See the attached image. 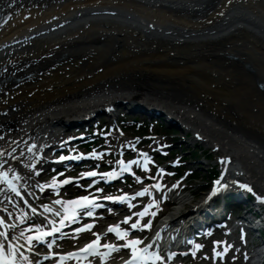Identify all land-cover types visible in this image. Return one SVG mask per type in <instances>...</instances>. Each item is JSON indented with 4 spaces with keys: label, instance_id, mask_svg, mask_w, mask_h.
<instances>
[{
    "label": "bare ground",
    "instance_id": "bare-ground-1",
    "mask_svg": "<svg viewBox=\"0 0 264 264\" xmlns=\"http://www.w3.org/2000/svg\"><path fill=\"white\" fill-rule=\"evenodd\" d=\"M123 102L164 112L264 196V0H0V171L29 183L57 127ZM228 190L202 210L214 229ZM188 196L171 194L169 226Z\"/></svg>",
    "mask_w": 264,
    "mask_h": 264
},
{
    "label": "snow or ice",
    "instance_id": "snow-or-ice-1",
    "mask_svg": "<svg viewBox=\"0 0 264 264\" xmlns=\"http://www.w3.org/2000/svg\"><path fill=\"white\" fill-rule=\"evenodd\" d=\"M34 147V145L29 146L28 151H32V148ZM15 151V150H13ZM9 155H11V153H9ZM89 155H99V153H90ZM146 159L144 162V167L145 169L147 168V164H148V159H147V154H144ZM13 159H15V157H13ZM59 159L63 160L64 157L61 156L59 157ZM119 164H121L122 166L125 167L126 170L130 171L131 169L127 167V165H131L136 163V161H127V164H125V161L121 160L118 162ZM29 167H32L31 164L28 165ZM84 176H95L97 175L96 172L94 171H87L83 173ZM100 175L105 176V177H110L111 175H113V173H101ZM20 177L16 174H13L11 177H9V174L7 171H0V182H2L3 184H5L9 189H11V191L15 192L17 195H19V192L16 188V184L15 181L19 180ZM69 180L71 178H68ZM137 180H139V177H137ZM68 180H61L59 182L56 181L55 177H53V184L56 185L57 183L59 184H63V183H67ZM93 183H95V181H93ZM217 185H220L221 182L219 180H217L215 182ZM89 187H91V185H89ZM156 188H160L161 185L157 184L155 185ZM221 187H223V185H221ZM241 187L247 189L248 191H252L251 187L247 184H243L241 185ZM97 192L102 191L101 189H96ZM147 191V189H144L138 193H136V195L138 196H142L144 195V193ZM213 191H219V188H213ZM127 197V194L125 193L124 196L121 197H116V196H106L103 197L104 199L107 200H118V199H125ZM258 200L264 201V196H257ZM96 200V197L90 196V195H82L79 197H75L71 200H56L55 203L59 204L62 206L63 208V213H64V217L63 219L60 221L61 224H63L64 220H70L72 219L75 214L77 209H87L89 207H96L97 205L94 204V201ZM155 203V201H153V204ZM152 205H148L147 207H145V209L143 211H141L138 215L139 216H145L148 214V208L151 207ZM47 211H52V209H48L47 206H45ZM33 211H35V209H33ZM153 215H155V213H152ZM57 216H60L61 213L57 212L56 213ZM84 215H88L91 216L92 213L89 211H85ZM133 215H137V214H133ZM131 220V217H125V223H127L128 221ZM4 221L2 219H0V225H3ZM138 225H140V220L137 219L134 223L131 224V228L132 229H136L138 227ZM92 225L91 224H86L84 225L83 229H76L77 232H80L82 230H89L91 229ZM142 228H149L150 227V222L148 223H144L142 226ZM52 231H57V229L53 228ZM108 231L112 232L115 234L117 239H121V240H126V243L123 245V247L128 248L130 250V255L128 256V258L126 260L123 261V264H148V262H151V264H157V261H162L164 260V257L161 256L159 254V252L156 251H149V248L147 246L141 248L138 247V245H140L142 243V241L140 240V238L136 237V238H128L129 237V232L127 229H121L119 224H114V225H109L108 226ZM4 233L0 232V236H3ZM20 235L23 237V232L20 233ZM50 235V233L48 231H42V230H38L36 232H33L31 235L24 237L28 243V245L31 247L33 245L34 242H38V241H42L44 239L45 236ZM95 239L90 241L89 243L84 245L83 249H80V252H87L90 255L93 256H99L100 262L101 264H103V262L109 257L110 252L112 251H118L119 250V246L114 245L112 243H106V244H101L100 243V235L99 234H95ZM159 235V234H157ZM243 238V237H242ZM214 243H224L221 241H216ZM49 247H51V245H49ZM197 249L203 247V245L197 244L195 246ZM232 247L231 245H227L225 244L224 247V252L228 251V248ZM19 248L18 244H10L7 247V250H5L4 245L0 244V264H20L21 261H27V257H25L23 255V253H21L19 255V257L17 256V250ZM99 248H104L107 251H103L100 252L98 251ZM214 252V256H220L222 257L224 253L222 252H217L216 249H213ZM50 255H53L50 253ZM175 255V253H169L168 255V259H171L173 256ZM193 255H195V252L193 253ZM76 256V253H66L64 254L63 258H72ZM77 259H79L78 256H76ZM233 259H235V257H233ZM245 259H247V257L245 256ZM62 260H61V264H62Z\"/></svg>",
    "mask_w": 264,
    "mask_h": 264
},
{
    "label": "rangeland",
    "instance_id": "rangeland-1",
    "mask_svg": "<svg viewBox=\"0 0 264 264\" xmlns=\"http://www.w3.org/2000/svg\"><path fill=\"white\" fill-rule=\"evenodd\" d=\"M194 5V4H193ZM192 5V6H193ZM130 107V106H128ZM116 115L117 118H111L108 119V125H110V129L108 132L109 136L111 137V147L113 148L114 151H118L122 148L123 144H127L128 143V139H135V137H132L136 134H134L132 131H130L129 129H120L119 125L118 127H115V123L118 119L122 120L124 119V117L127 118H132V119H142L140 116H137L135 114H131L129 113V110L127 109V106L125 105H121L119 106V108L116 109ZM104 118L103 116H99L95 119V121H93V123H97L98 120ZM106 119V117H105ZM146 119V118H143ZM148 119H146L147 121ZM160 121L167 126L166 121L160 119ZM114 126V129H113ZM84 125H82L78 128H74L71 129V131L69 133H67L66 135H63L64 138H69V136H78L80 135V133L83 130ZM168 128V127H167ZM181 130L182 127H180ZM192 137L193 134L190 131L187 130H183V133L179 131L175 134V135H168V138H147L146 140H143V144L145 145V149L147 150H151L152 147L157 146L158 143H162L165 140H169L173 145H174V149L173 152L174 153H178L181 154L179 156V158L181 157L182 160L184 161L186 160H191L190 162L186 163V169H190V168H194L195 170H197L194 175L197 176L196 180H191L188 182V188L186 191L185 195H189L188 197L190 198L191 202H189L186 206L183 207L184 211H189L190 208L192 207V205L196 204L202 197V192L205 190V186L206 184L209 182V174L213 171V169L215 168V161L217 157H222L221 153H215L214 150L210 147H204L203 145H201L200 143H195L192 141ZM112 138L114 139V142L112 140ZM62 140V139H60ZM117 142V143H116ZM116 143V144H114ZM199 148L202 153L200 155V161H194L193 159V155L191 153H194V149ZM112 150V151H113ZM187 151L185 154L183 153V151ZM183 153V154H182ZM204 155H210L208 157V159L206 160L204 158ZM193 160V161H192ZM185 162V161H184ZM201 163V165H199ZM200 166L199 169H196V167ZM195 195V196H194ZM194 200V201H192ZM173 207V206H171ZM169 209V211H171V208ZM237 264H244L243 262L241 263H237Z\"/></svg>",
    "mask_w": 264,
    "mask_h": 264
}]
</instances>
